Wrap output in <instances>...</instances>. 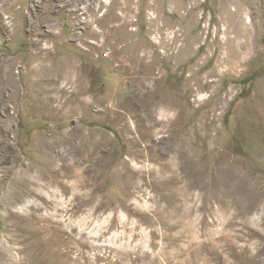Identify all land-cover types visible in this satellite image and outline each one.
<instances>
[{
  "label": "rangeland",
  "instance_id": "obj_1",
  "mask_svg": "<svg viewBox=\"0 0 264 264\" xmlns=\"http://www.w3.org/2000/svg\"><path fill=\"white\" fill-rule=\"evenodd\" d=\"M0 264H264V0H0Z\"/></svg>",
  "mask_w": 264,
  "mask_h": 264
}]
</instances>
